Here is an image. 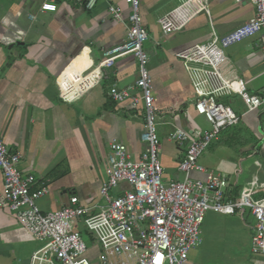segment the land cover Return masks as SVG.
Here are the masks:
<instances>
[{
    "label": "crops",
    "instance_id": "1",
    "mask_svg": "<svg viewBox=\"0 0 264 264\" xmlns=\"http://www.w3.org/2000/svg\"><path fill=\"white\" fill-rule=\"evenodd\" d=\"M86 1L0 0V139L10 152L21 154L18 169L24 177H34L33 189L44 184L49 190L37 201L45 213L61 209L72 197L85 206L103 207L100 189L106 181L110 145L123 144L132 161L145 151L142 109L117 104L109 96L111 90L135 84L136 59L128 56L111 68L100 67L103 52L126 38L129 7L124 0H97L87 10ZM184 1L140 0L149 37L143 50L149 59L147 69L159 112L164 183L183 180L177 165L184 148L169 141V135L176 129L190 133L210 128L194 109L197 96L175 54L212 37L227 36L255 11L251 4L234 0H202L204 9L193 1L199 12L180 32L164 37L158 19ZM45 5L54 6V11L43 10ZM109 6L122 10L121 22L109 16ZM225 53L223 72L229 84L264 96L258 38L246 39ZM86 76L94 85L73 102H64L62 90ZM63 93L68 97L67 91ZM219 101L240 121L219 134L199 163L228 180V197L236 198L246 189L254 203L264 205V106L247 112L238 96ZM191 177L205 178L199 173ZM2 189L0 172V195ZM254 223L247 210L233 216L207 213L200 229L202 244L191 252L187 264H264V256L250 252ZM43 246L18 224L14 214L0 210V264H29ZM89 259L96 264L94 256Z\"/></svg>",
    "mask_w": 264,
    "mask_h": 264
},
{
    "label": "built area",
    "instance_id": "2",
    "mask_svg": "<svg viewBox=\"0 0 264 264\" xmlns=\"http://www.w3.org/2000/svg\"><path fill=\"white\" fill-rule=\"evenodd\" d=\"M96 1L87 0L85 8L92 10ZM193 1L204 9L202 0H185L158 19L164 37L180 32L199 12ZM234 1L251 4L255 10L253 17L225 37H212L205 44L190 46L175 54L184 65L197 96L194 109L210 125L208 130L190 133L176 129L168 137L169 141L184 148L177 165L183 180L163 182L164 171L159 161L161 141L157 133L159 112L147 69L149 59L143 50L149 37L143 26L140 0H124L130 10L126 38L103 52L100 67L111 68L117 60L128 56L136 59L138 79L135 84L125 90H111L109 96L117 104L129 103L134 110L142 109L141 141L145 151L138 160L132 161L123 144L110 145L106 181L100 189L103 207L85 206L77 197H72L61 209L42 212L37 201L49 190L44 184L33 189L34 177H24L18 169L21 154L10 152L0 139L3 177L0 210L14 214L18 224L44 244L32 255L29 264H93L89 254L95 250V245L96 264H187L191 252L202 244L200 229L207 213L233 216L242 210H247L255 222L250 252L254 256H264V205L254 203L246 189L236 198L228 197V180L206 171L199 163L219 134L240 121L229 106L219 101L220 98L238 96L247 112L264 106V96L248 94L242 87L231 86L223 72L227 64L225 51L252 37L258 38L264 65V0ZM42 9L54 11L55 8L45 5ZM108 14L116 22L122 21L119 7L109 6ZM92 85L94 82L86 76L78 84L62 90L60 97L71 103ZM192 173L205 178L193 179ZM80 224L94 245L92 249L84 242Z\"/></svg>",
    "mask_w": 264,
    "mask_h": 264
},
{
    "label": "rangeland",
    "instance_id": "3",
    "mask_svg": "<svg viewBox=\"0 0 264 264\" xmlns=\"http://www.w3.org/2000/svg\"><path fill=\"white\" fill-rule=\"evenodd\" d=\"M80 231L83 233V239L84 242L86 243V246L88 247V249H92V242L90 241L88 235L85 231V229L83 228V226H81V224L79 225ZM97 254V250H93L90 252L89 256H96Z\"/></svg>",
    "mask_w": 264,
    "mask_h": 264
}]
</instances>
